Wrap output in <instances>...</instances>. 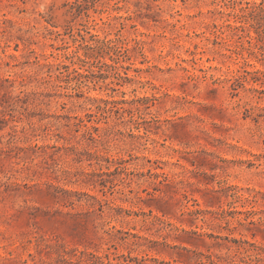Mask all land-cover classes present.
<instances>
[{
    "label": "rangeland",
    "instance_id": "rangeland-1",
    "mask_svg": "<svg viewBox=\"0 0 264 264\" xmlns=\"http://www.w3.org/2000/svg\"><path fill=\"white\" fill-rule=\"evenodd\" d=\"M0 264H264V0H0Z\"/></svg>",
    "mask_w": 264,
    "mask_h": 264
}]
</instances>
